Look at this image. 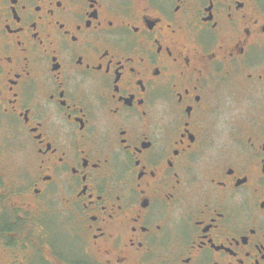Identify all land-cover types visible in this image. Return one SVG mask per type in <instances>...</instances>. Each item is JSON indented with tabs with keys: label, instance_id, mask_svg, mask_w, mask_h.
<instances>
[{
	"label": "flooded vegetation",
	"instance_id": "1",
	"mask_svg": "<svg viewBox=\"0 0 264 264\" xmlns=\"http://www.w3.org/2000/svg\"><path fill=\"white\" fill-rule=\"evenodd\" d=\"M263 97L264 0H0V264H264Z\"/></svg>",
	"mask_w": 264,
	"mask_h": 264
},
{
	"label": "rangeland",
	"instance_id": "2",
	"mask_svg": "<svg viewBox=\"0 0 264 264\" xmlns=\"http://www.w3.org/2000/svg\"><path fill=\"white\" fill-rule=\"evenodd\" d=\"M211 153L213 154V151L212 150H211V152L209 150H207L203 154V156L201 157V160H203V162H209V160L212 159V157H214Z\"/></svg>",
	"mask_w": 264,
	"mask_h": 264
}]
</instances>
